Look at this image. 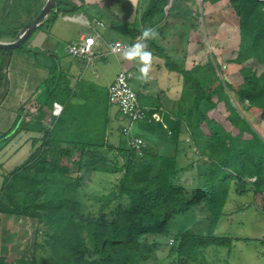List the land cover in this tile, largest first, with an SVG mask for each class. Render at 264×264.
I'll return each instance as SVG.
<instances>
[{
  "label": "trees",
  "instance_id": "trees-1",
  "mask_svg": "<svg viewBox=\"0 0 264 264\" xmlns=\"http://www.w3.org/2000/svg\"><path fill=\"white\" fill-rule=\"evenodd\" d=\"M227 1L237 16L239 35L236 55L229 61L253 59L262 66L259 72L249 65L240 69L235 98L262 121L264 0ZM44 3L0 0V41H14ZM167 4L151 0L143 27L136 19L114 26L131 41L164 20ZM79 9L72 0H56L34 30L51 24L58 14ZM25 41L0 48V104L8 92L3 69L15 53H42ZM147 43L168 70L181 75L175 108L166 110L158 98L136 91L145 116L131 122L119 109L111 114L108 94V102H71L74 90L67 74L57 72L59 60L54 59L45 79L17 108L10 128L0 132V147L22 131L33 133L30 154L0 188V213L36 223L31 256H0V264H161L158 253L166 247L174 264H206L209 247L230 250L242 239L214 230L227 215L231 190L264 193V138L233 104L211 59L186 67L155 39ZM55 101L63 105L58 116L52 114ZM157 113L159 118L153 116ZM114 118H125L129 125H114ZM131 125L135 134L128 133ZM127 133L128 144L123 145ZM131 136L143 140L140 151L128 142ZM187 149L205 162L182 163Z\"/></svg>",
  "mask_w": 264,
  "mask_h": 264
},
{
  "label": "rangeland",
  "instance_id": "rangeland-1",
  "mask_svg": "<svg viewBox=\"0 0 264 264\" xmlns=\"http://www.w3.org/2000/svg\"><path fill=\"white\" fill-rule=\"evenodd\" d=\"M143 1L144 0H141V2ZM178 1L180 0H175V2ZM212 8V18L207 25L209 34L208 38L202 36L203 41L201 42H195L193 39L191 43L181 42L179 44L177 40L179 35L186 31V26L178 23L176 24L177 19L174 17L172 20L174 24L172 30H174V33L166 43L171 45L173 50H175L171 55H173V57L180 63L184 61V65H187L188 67L194 63L205 62L208 59H211L214 63L216 74L225 84L226 90L229 92L233 104L237 107L240 114L247 119L264 138V120H258L255 113L245 109L246 103H240L237 101L234 94V88H236L242 80L240 69L249 65L253 66L256 71L259 72L262 69V66L253 59H249L241 64L229 61V59L236 55L238 47V19L233 13L227 0H221V3H217ZM172 9L170 10V13H172ZM183 11L184 10H182V12ZM182 14L184 15V13ZM173 24L170 22L167 24V27L168 25L170 27ZM38 30L39 29L34 31L25 42L26 46L33 48L34 50H39L42 53H39L38 55H34V53L31 52L15 53L14 64L16 66L15 69H24L33 76H42V82L43 65H52L54 59L43 54V50L37 47H32V38L38 36L40 32ZM197 32H193V36H197L198 38L199 35ZM210 33H212L213 36H211ZM119 37L125 39L127 38V35L120 33ZM100 43L106 48L104 42L101 41ZM213 54L216 58H213ZM62 55V53L59 54V57L61 58ZM65 55L72 56L70 53H66ZM111 58L112 57L110 56L106 61L97 58L92 60V62L96 61L102 66L104 72L101 77L102 80L111 75L116 68L111 61ZM92 62L86 64L83 60L84 66L86 67L90 66ZM227 83L231 84L232 87H229ZM87 84L86 81H82L78 87L79 89H82ZM131 85L135 89L132 82ZM42 88L43 86L40 87V89ZM9 103L10 102H5L3 109L0 111V131L7 129L9 125H11L10 120L5 118L10 111ZM165 103L166 105L164 104V106H166L168 110L175 108L174 102ZM109 109L112 111V114L118 110L115 104H111ZM220 110L223 109L217 110L219 114H221ZM155 118H159V115L156 114ZM114 120V125L117 126L129 123L125 118H114ZM128 133L135 134V126L131 125ZM128 133L122 138L123 145L128 144L126 142ZM32 134L33 133L22 131L4 146L0 147V188L4 179L9 175L12 169L22 164L30 154L31 141L28 138ZM159 151H161L160 148ZM192 159L197 160L198 164L205 162L203 159H199L195 156L194 153H192V150L189 149H187L185 156L181 157V162L186 163ZM263 207L264 193L255 194L252 190H249L245 193L237 194L231 190L224 207V211L227 215L225 214L219 218L214 233L218 235L240 237L242 239L235 240L230 250L224 247H209L205 255L207 259L206 264H264ZM35 224V220L33 219L20 218L0 213V256H5L7 258L25 256L29 258L32 254V239L34 236ZM214 248L218 249L217 253L214 251ZM167 252V247L162 249L158 253V260H163V263L161 264H174L170 262L169 258H167Z\"/></svg>",
  "mask_w": 264,
  "mask_h": 264
},
{
  "label": "crops",
  "instance_id": "crops-1",
  "mask_svg": "<svg viewBox=\"0 0 264 264\" xmlns=\"http://www.w3.org/2000/svg\"><path fill=\"white\" fill-rule=\"evenodd\" d=\"M72 1L80 5L78 11L58 14L51 24L43 25V28L38 30L40 32L36 38H32V47H37L43 50V52H47L50 58L59 60L57 64L60 69L57 68V72L63 71L67 74L69 84L74 90L71 102H95L96 99H100L102 102H108L106 98L108 87L115 79L117 73L124 70L128 73L129 79L133 83L136 91L153 96V98H158L163 107L168 110L164 104L166 105L165 102H174L179 98L183 80L178 72L168 70L165 67L163 57L153 55L152 69L146 80L137 79L139 75L138 62L123 59L122 52H120V54H108L107 56L97 57V59L106 61L111 56V61L116 67L111 75L102 80L101 77L104 72L102 66H100L98 62L93 61L90 66L86 67L82 59L65 55L69 53L67 45L77 41L82 34L97 35V43L94 45V50L96 52H103L106 50V48H104L105 46L103 47L101 45V41L105 44L113 40L128 41V37L125 39L119 37V34L122 32L115 28L114 22L129 23L136 19L137 26L143 27L146 25L142 19L143 14L149 8L151 0H144L143 2H141V0ZM219 2L221 3V1ZM217 3L212 4L210 2H202L201 0H180L178 2H175V0H168V4L164 7L167 16L161 23L152 27L158 32L155 41L164 46L168 54L174 58L171 54H173L175 50H173L171 45L166 43L174 33V30H172L174 26L172 20L174 17L177 19L176 24L178 23L186 26V31L181 33L177 40L179 44L181 42L191 43L193 39L195 42H201L203 41L202 36L208 38L207 25L212 18V7ZM171 9L172 13H170ZM182 10L184 11L182 12ZM182 13H184V15ZM98 22H102L103 24L100 25ZM170 22L173 25L170 27L168 25L167 27V24ZM193 32H197L199 35L198 38L197 36H193ZM210 35L213 36L212 33H210ZM61 53L63 55L60 58L59 54ZM14 63L15 55L10 64L6 67L7 69H3L8 81V92L0 104L1 111L4 107V103L10 102V111L5 118H8L11 124L16 118L17 108L32 96L42 78V76H33L24 69H15L16 66ZM48 66L47 64L43 65V80L47 75ZM185 66L188 67L187 65ZM82 81H86L88 84L85 85L84 88L79 89L78 85ZM10 126L11 125H9L8 128H10Z\"/></svg>",
  "mask_w": 264,
  "mask_h": 264
},
{
  "label": "built area",
  "instance_id": "built-area-1",
  "mask_svg": "<svg viewBox=\"0 0 264 264\" xmlns=\"http://www.w3.org/2000/svg\"><path fill=\"white\" fill-rule=\"evenodd\" d=\"M102 25V22H98ZM137 34L131 41L113 40L106 43V50L103 52H96L94 45L97 43V35L94 34H82L80 38L67 45L68 52L78 58L82 59L89 64L94 58L107 56L108 54H118L123 51L125 46H130L138 42ZM108 97L112 104H115L119 111L129 117L131 122L142 119L145 116V109L139 105V100L136 94V90L132 87L129 75L124 70H121L115 76V79L108 87ZM63 109V105L58 101H55L52 106V114L58 116ZM154 117L156 114L153 115ZM127 132L128 129L124 128ZM128 142L137 150L140 151L143 140L137 136H131Z\"/></svg>",
  "mask_w": 264,
  "mask_h": 264
},
{
  "label": "clouds",
  "instance_id": "clouds-1",
  "mask_svg": "<svg viewBox=\"0 0 264 264\" xmlns=\"http://www.w3.org/2000/svg\"><path fill=\"white\" fill-rule=\"evenodd\" d=\"M157 36L158 32L155 28H144L138 37V42L123 48V59L137 61L139 64L137 79L146 80L148 78L152 69L153 53L148 50L147 41L156 39Z\"/></svg>",
  "mask_w": 264,
  "mask_h": 264
},
{
  "label": "water",
  "instance_id": "water-1",
  "mask_svg": "<svg viewBox=\"0 0 264 264\" xmlns=\"http://www.w3.org/2000/svg\"><path fill=\"white\" fill-rule=\"evenodd\" d=\"M56 0H46L39 14L20 31L18 37L14 41H0V48H13L23 43L34 31L36 26L49 14Z\"/></svg>",
  "mask_w": 264,
  "mask_h": 264
}]
</instances>
